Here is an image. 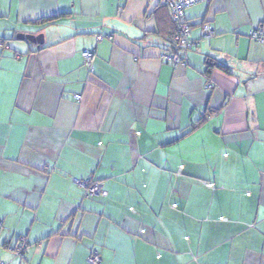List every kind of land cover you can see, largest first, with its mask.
<instances>
[{"label": "crops", "instance_id": "obj_1", "mask_svg": "<svg viewBox=\"0 0 264 264\" xmlns=\"http://www.w3.org/2000/svg\"><path fill=\"white\" fill-rule=\"evenodd\" d=\"M186 16L215 36L175 67L156 0H0L3 262L264 264V0Z\"/></svg>", "mask_w": 264, "mask_h": 264}, {"label": "built area", "instance_id": "obj_2", "mask_svg": "<svg viewBox=\"0 0 264 264\" xmlns=\"http://www.w3.org/2000/svg\"><path fill=\"white\" fill-rule=\"evenodd\" d=\"M161 6H167L172 15L173 21L177 26V33L175 34L174 41L177 45L178 51L174 54H165L161 57V59L170 63L173 66H188L189 59L188 54L197 48L200 45V42L203 40H210L214 38V31L208 27H204L201 32L200 40H193L192 36V28L190 23L187 20L186 12L199 4L205 3L208 0H156ZM252 37L259 41L264 42V33L256 31L252 34ZM84 59V67L87 71L92 73L94 71V67L92 64L93 53L91 51H84L82 53ZM76 100H81V96H76ZM77 184L85 189L86 198H94L103 194L104 184L100 182H95L92 179L84 180V181H76ZM202 184L207 188L213 190L214 186L209 183L202 181ZM226 221V219H223ZM4 223L0 220V233L3 231ZM14 255L15 258L25 259V253L27 249L26 239L22 238L20 242L15 247H7ZM2 251V247H0V254ZM0 264H8L1 260ZM88 264H102L101 255L98 252H92L88 257Z\"/></svg>", "mask_w": 264, "mask_h": 264}, {"label": "water", "instance_id": "obj_3", "mask_svg": "<svg viewBox=\"0 0 264 264\" xmlns=\"http://www.w3.org/2000/svg\"><path fill=\"white\" fill-rule=\"evenodd\" d=\"M17 40L20 41H30L31 43H35L37 45H42L43 44V35H40L39 37L35 36H30V35H24V34H19L17 35Z\"/></svg>", "mask_w": 264, "mask_h": 264}, {"label": "trees", "instance_id": "obj_4", "mask_svg": "<svg viewBox=\"0 0 264 264\" xmlns=\"http://www.w3.org/2000/svg\"><path fill=\"white\" fill-rule=\"evenodd\" d=\"M164 7H166V8H168L167 6H164ZM169 9V8H168ZM169 11H170V9H169ZM170 13H171V11H170ZM171 20H172V22H173V25L175 26V33H174V37H175V34L177 33V26H176V23L173 21V19H172V15H171ZM188 20V19H187ZM189 22V21H188ZM173 43H175V41L173 42ZM175 45H176V43H175ZM213 67H218V68H220V69H222L225 73H227V74H231V70L228 68V67H226V66H218V65H214L213 63H210V65H209V71H210V69H212ZM96 198V197H95ZM27 242V241H26Z\"/></svg>", "mask_w": 264, "mask_h": 264}]
</instances>
